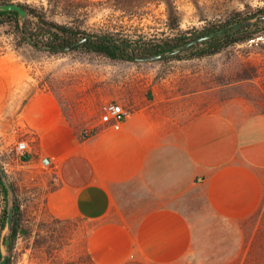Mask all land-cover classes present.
<instances>
[{
	"label": "crops",
	"instance_id": "1",
	"mask_svg": "<svg viewBox=\"0 0 264 264\" xmlns=\"http://www.w3.org/2000/svg\"><path fill=\"white\" fill-rule=\"evenodd\" d=\"M17 67L0 62V154L28 134L29 155L56 176L47 212L90 224L95 264H183L200 221L235 223L261 207L264 113L228 104L188 119L187 94L170 92L119 130L83 137L51 90L16 91Z\"/></svg>",
	"mask_w": 264,
	"mask_h": 264
},
{
	"label": "rangeland",
	"instance_id": "2",
	"mask_svg": "<svg viewBox=\"0 0 264 264\" xmlns=\"http://www.w3.org/2000/svg\"><path fill=\"white\" fill-rule=\"evenodd\" d=\"M3 1L27 5L48 21L86 34L115 36L133 46L229 20L239 22L264 8V0H164L141 7L116 0ZM23 37L13 19L0 18V62L17 64L16 91L22 85L29 97L51 90L81 131L97 122L105 102L131 109L147 102L164 105L162 98L170 92L187 94L188 119L228 104L243 115L264 113V28L217 54L149 62L111 60L85 50H42ZM27 138L18 136L0 154L22 210L9 264H95L86 247L90 224L79 218L57 220L47 212L45 194L53 177L32 156L17 153L15 143ZM4 207L0 189V219ZM199 224L197 252L183 264H264V198L259 210L242 221Z\"/></svg>",
	"mask_w": 264,
	"mask_h": 264
},
{
	"label": "trees",
	"instance_id": "3",
	"mask_svg": "<svg viewBox=\"0 0 264 264\" xmlns=\"http://www.w3.org/2000/svg\"><path fill=\"white\" fill-rule=\"evenodd\" d=\"M116 1L117 3H125L127 5L131 3L132 5L141 7L149 3L160 4L164 0H116ZM8 2L10 1H3V3H8ZM166 3L169 7L168 2ZM21 6L25 10H27V18L24 26L25 31L37 43L49 45V46H55V47H68L74 44L75 42H77L82 37L89 35L83 31H80L79 29L73 28L72 26L58 24L54 21H48L46 17H44L42 14L36 16L34 9L28 7L27 5L21 4ZM260 13H264V8L260 10ZM2 17H8L13 19L16 22V24L19 26L18 12L14 10L3 12L0 13V18ZM32 17L33 18L38 17V18H36L37 20L33 21L31 20ZM241 20L244 21L246 20V18H241L238 21ZM232 22L233 20H229L228 22L223 24L221 23V24L206 26L196 33L183 32L173 37L168 36L160 40H148V41L142 40L138 42L137 45L134 46L135 51L137 55L140 57L156 55L161 52L177 48L198 36L206 35L215 30H219L222 27ZM263 28H264V20L258 23L257 25L236 29L222 36H218L206 40L201 44L193 46L190 49L180 54H176L164 58L163 60L160 61L181 58L184 56L205 57V56L217 54L232 44L249 39L253 33L258 32ZM23 38L25 39V37ZM41 39H43V41ZM129 43L132 44L131 42ZM72 50H85L89 52H94L96 54L107 57L111 60L131 61V62L137 61L133 56H131L130 51L127 48L111 40H98V39L88 40L74 47ZM0 189L4 195V200H5V207L3 209L0 219V230H3V228L5 227L6 217H7V189L4 185L1 176H0ZM21 216H22L21 205L15 192V208H14L12 232L10 237V250L13 249L16 237L20 232ZM0 259H1V249H0ZM9 263H10V258H8L7 264Z\"/></svg>",
	"mask_w": 264,
	"mask_h": 264
},
{
	"label": "water",
	"instance_id": "4",
	"mask_svg": "<svg viewBox=\"0 0 264 264\" xmlns=\"http://www.w3.org/2000/svg\"><path fill=\"white\" fill-rule=\"evenodd\" d=\"M14 10L18 12V21H19V26H20V31L21 34L25 37V39L35 48L42 49V50H49V51H60V52H68L71 51L74 47L78 46L79 44L86 42L88 40H93V39H98V40H111L116 43H118L121 46H124L130 51L131 56L135 58L137 61H142V62H149V61H159L163 60L164 58L180 54L188 49H190L193 46L199 45L202 42L212 39L214 37L222 36L224 34H227L231 31H234L236 29H241L245 28L248 26H254L260 23L261 21L264 20V13L257 14L249 19H246L244 21H239L235 22L229 25H226L222 27L219 30H215L213 32H210L206 35L198 36L196 38L191 39L187 43L171 49L167 50L164 52H161L156 55L152 56H147V57H140L137 55L135 51V47L130 44L129 42L115 37L111 35H100V34H89L87 36L82 37L79 39L77 42L72 44L71 46L68 47H55V46H49V45H44L37 43L32 37H30L26 31H25V21L27 18V10H25L21 4L15 3V2H8V3H0V13L3 12H8ZM48 159L45 160L46 163H48ZM0 176L4 182V185L7 189V217H6V223L5 227L3 228L2 231V238H1V243H0V249H1V259H0V264H7L8 263V258L10 255V237H11V232H12V225H13V218H14V208H15V190L14 186L12 184V181L4 168L0 165Z\"/></svg>",
	"mask_w": 264,
	"mask_h": 264
},
{
	"label": "built area",
	"instance_id": "5",
	"mask_svg": "<svg viewBox=\"0 0 264 264\" xmlns=\"http://www.w3.org/2000/svg\"><path fill=\"white\" fill-rule=\"evenodd\" d=\"M130 114L131 108L122 103L116 101L105 102L101 106L97 122L83 130L82 136L90 137L101 130H119ZM15 148L21 157H26L29 154L28 142L25 140L17 141ZM53 181H56V176H53Z\"/></svg>",
	"mask_w": 264,
	"mask_h": 264
}]
</instances>
